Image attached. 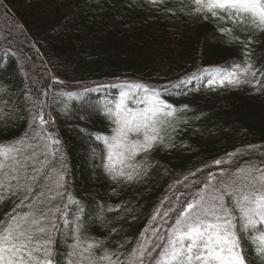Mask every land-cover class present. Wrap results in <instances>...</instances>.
I'll return each mask as SVG.
<instances>
[{"label":"trees","instance_id":"trees-1","mask_svg":"<svg viewBox=\"0 0 264 264\" xmlns=\"http://www.w3.org/2000/svg\"><path fill=\"white\" fill-rule=\"evenodd\" d=\"M0 264H264V0H0Z\"/></svg>","mask_w":264,"mask_h":264},{"label":"rangeland","instance_id":"rangeland-1","mask_svg":"<svg viewBox=\"0 0 264 264\" xmlns=\"http://www.w3.org/2000/svg\"><path fill=\"white\" fill-rule=\"evenodd\" d=\"M192 206H193V205H190V206L186 209V211H185L186 214L190 211V209L192 208ZM186 214H184V215H186ZM184 215H183V216H184Z\"/></svg>","mask_w":264,"mask_h":264}]
</instances>
